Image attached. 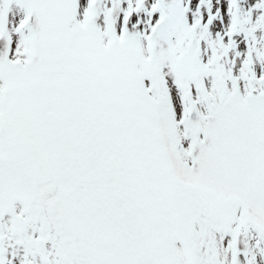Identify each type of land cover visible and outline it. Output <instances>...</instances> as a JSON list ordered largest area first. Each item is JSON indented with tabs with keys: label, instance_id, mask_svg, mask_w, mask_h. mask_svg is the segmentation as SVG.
<instances>
[{
	"label": "snow or ice",
	"instance_id": "snow-or-ice-1",
	"mask_svg": "<svg viewBox=\"0 0 264 264\" xmlns=\"http://www.w3.org/2000/svg\"><path fill=\"white\" fill-rule=\"evenodd\" d=\"M0 264H264V0H0Z\"/></svg>",
	"mask_w": 264,
	"mask_h": 264
}]
</instances>
